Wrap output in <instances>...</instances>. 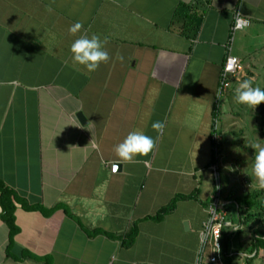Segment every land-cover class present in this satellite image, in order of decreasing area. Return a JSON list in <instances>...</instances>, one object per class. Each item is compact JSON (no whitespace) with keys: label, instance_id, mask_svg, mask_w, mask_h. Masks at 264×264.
<instances>
[{"label":"crops","instance_id":"1","mask_svg":"<svg viewBox=\"0 0 264 264\" xmlns=\"http://www.w3.org/2000/svg\"><path fill=\"white\" fill-rule=\"evenodd\" d=\"M237 11L250 26L233 36L232 87L260 50L243 40L264 32V0H0V182L16 196L12 234L0 205V264H196ZM81 35L107 40L95 72L72 66ZM135 130L153 150L114 170Z\"/></svg>","mask_w":264,"mask_h":264},{"label":"rangeland","instance_id":"2","mask_svg":"<svg viewBox=\"0 0 264 264\" xmlns=\"http://www.w3.org/2000/svg\"><path fill=\"white\" fill-rule=\"evenodd\" d=\"M248 40L246 50L253 52L247 60L248 66L243 69L244 73L239 75V81L232 87L229 95L223 97L220 105V121L218 124L220 132V143L217 155L219 154V182L223 196L236 197L248 194L256 190V181L252 175L253 145L264 146V122L260 106L253 108L246 107L236 102L235 95L239 84L246 79L253 80L254 87L264 89V32L259 36L252 34ZM250 46V47H249ZM263 46V48H261ZM234 83V84H235ZM264 202V197H263ZM222 204L225 205L229 216L228 222L232 223L225 232L229 237L230 255L234 257V264H247L246 257L251 252L250 244L252 234L248 227L240 225L241 232L234 230L233 226H239L237 218V206L235 203H225L222 197ZM260 213V211H253ZM264 212V211H263ZM262 212V213H263ZM253 228L264 229V213L257 222L250 224ZM251 264H264V251L260 250L256 259Z\"/></svg>","mask_w":264,"mask_h":264},{"label":"clouds","instance_id":"3","mask_svg":"<svg viewBox=\"0 0 264 264\" xmlns=\"http://www.w3.org/2000/svg\"><path fill=\"white\" fill-rule=\"evenodd\" d=\"M247 23L246 19L239 18L236 21L235 27L240 29L242 25H247ZM82 28V23L77 22L68 31L71 35L75 36ZM106 44L107 40H102L97 35H92L91 37L81 35L71 43L69 49L72 66L77 70L82 66L87 73L95 72L101 64L107 63L110 59L108 51L105 50ZM235 63V58L230 59L224 71L226 73L232 71ZM235 100L237 103L255 110L257 106L264 103V89L254 87L253 80L246 79L239 84ZM152 128L158 132H162L164 125L156 122L152 125ZM154 146V139L143 131L135 130L130 132L114 149L120 161V164L114 165V169H118L123 162H132L138 156L147 155L153 150ZM252 147L255 150L252 175L256 181V190L262 191L264 190V146L255 144Z\"/></svg>","mask_w":264,"mask_h":264},{"label":"built area","instance_id":"4","mask_svg":"<svg viewBox=\"0 0 264 264\" xmlns=\"http://www.w3.org/2000/svg\"><path fill=\"white\" fill-rule=\"evenodd\" d=\"M239 18L246 19L248 21L247 25H242L240 29L235 27L236 21ZM250 26V21L248 18L244 17L240 11L235 12L233 24L231 27V37L229 44L226 47V59L223 65V68L220 73L219 86L217 89L216 95V106L215 111L218 112L220 109V102L223 97L227 96L231 91L233 86V80L239 72H241V63L240 61L231 56V43L233 41V36L237 31L244 30ZM232 58L236 59V63L233 65V69L230 72H225V66L228 61ZM218 129V119L215 118L213 124V131L211 140L215 144L214 152L217 155L218 147L220 143V136L217 134ZM215 175V192L212 196L211 203L208 208V220L204 223L203 231L200 235V247L197 255L196 264H223L221 259V250H222V234L223 230L227 227H231L232 223L226 220V217L229 216L228 211L225 208V205L222 204V194L221 187L219 182V173L216 167L213 168ZM234 230L238 231L240 225H234Z\"/></svg>","mask_w":264,"mask_h":264},{"label":"trees","instance_id":"5","mask_svg":"<svg viewBox=\"0 0 264 264\" xmlns=\"http://www.w3.org/2000/svg\"><path fill=\"white\" fill-rule=\"evenodd\" d=\"M260 111L261 114L264 117V103H261L260 105ZM217 114H214V118H216ZM264 120V118H263ZM264 121H262L263 124ZM217 134L220 136L219 128L217 129ZM264 137V132H263ZM213 143V142H212ZM213 146L215 144L213 143ZM264 190L257 191L253 190L252 192L248 194H244L242 196H236V197H229V200L231 199L234 201V203L237 206V212H238V219H239V225H245L249 228L252 234V242L250 244L251 252L248 257H246L247 264H251L254 259L258 256L260 250L264 251V229L257 227L253 228L250 224L254 222H257L261 215L264 213ZM16 199L15 193L7 188L2 182H0V205L2 208V214L1 218L4 223H6L9 228H11V234L15 230L14 226V211H15V205L14 201ZM171 208V207H170ZM260 211V213H255L253 211ZM169 209H164L161 212V215L164 213H167ZM263 212V213H262ZM242 229H238V232H241ZM221 259L223 264H234V257L233 255H230L229 251V237L228 234L225 232V229L223 230L222 234V250H221Z\"/></svg>","mask_w":264,"mask_h":264},{"label":"water","instance_id":"6","mask_svg":"<svg viewBox=\"0 0 264 264\" xmlns=\"http://www.w3.org/2000/svg\"><path fill=\"white\" fill-rule=\"evenodd\" d=\"M190 2H191V0H184V3H186V4H190ZM77 119L79 120V122L82 126L87 125V120L85 119V117L82 113L77 114ZM114 165H116V164H114ZM120 169H121V165L118 167V169H114V170H120Z\"/></svg>","mask_w":264,"mask_h":264}]
</instances>
